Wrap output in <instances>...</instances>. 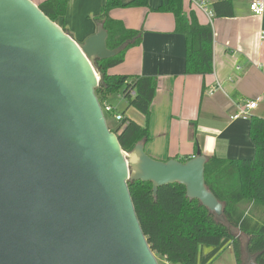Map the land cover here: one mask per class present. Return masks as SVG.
Here are the masks:
<instances>
[{
    "label": "water",
    "instance_id": "1",
    "mask_svg": "<svg viewBox=\"0 0 264 264\" xmlns=\"http://www.w3.org/2000/svg\"><path fill=\"white\" fill-rule=\"evenodd\" d=\"M103 23L77 42L33 0H0V264H159L128 182L181 183L216 216L201 151L161 160L123 149L94 61L117 55ZM247 264H261L251 258Z\"/></svg>",
    "mask_w": 264,
    "mask_h": 264
},
{
    "label": "crops",
    "instance_id": "2",
    "mask_svg": "<svg viewBox=\"0 0 264 264\" xmlns=\"http://www.w3.org/2000/svg\"><path fill=\"white\" fill-rule=\"evenodd\" d=\"M43 1L37 0L38 4ZM189 1L185 0L186 12L191 8ZM214 1L209 0L210 8ZM105 2L68 0L66 14L57 22L77 42H84L102 23L97 16ZM160 2L149 0V6L117 7L110 12L125 26L140 29L141 39L126 50L124 61L109 71L155 76L158 81L148 117L133 106H129V116L117 112L148 125L151 139L145 143V150L154 158L182 159L198 151L207 157L253 158L251 120H232L230 115L239 104L260 98L252 116L264 118V41L260 37L264 15L250 10L252 0H233L234 15L225 17L210 18L194 8L201 23L213 26L214 70L206 75L187 74L186 38L175 30L173 13L154 10ZM211 86L217 88L213 93L208 91Z\"/></svg>",
    "mask_w": 264,
    "mask_h": 264
},
{
    "label": "trees",
    "instance_id": "3",
    "mask_svg": "<svg viewBox=\"0 0 264 264\" xmlns=\"http://www.w3.org/2000/svg\"><path fill=\"white\" fill-rule=\"evenodd\" d=\"M189 3L191 8L188 12L185 10V0H161L154 10L173 13L175 30L186 38L185 73L210 74L214 70L213 26L210 22L201 23L191 1ZM39 6L57 22L66 14L68 0H44ZM126 6H149V0H106L97 16L109 33L108 47L114 49L123 45V49L115 56L94 61L101 74L96 94L103 103L102 100L109 95L122 92L129 106L148 117L157 93V78L109 71L124 61L129 47L140 43V29L129 28L121 20L110 16L112 9ZM211 8L214 17L234 15L233 0H215ZM250 120L249 135L255 146L254 157L229 159L213 155L208 157L205 165L206 184L223 202L222 216L227 223L220 221L198 199L189 198L185 185L181 183L159 187L158 195L154 197L152 182H128L143 232L154 253L166 262L210 264L227 246H232L237 264H247L243 257V235L246 237L248 254L264 264V118L252 116ZM112 130L118 134L127 152L132 151L138 142L146 143L151 139L148 125H142L129 117H125ZM243 204L249 205L250 211H261L260 219H254L243 208ZM233 228L238 229L239 234ZM205 246L210 249L206 250Z\"/></svg>",
    "mask_w": 264,
    "mask_h": 264
},
{
    "label": "rangeland",
    "instance_id": "4",
    "mask_svg": "<svg viewBox=\"0 0 264 264\" xmlns=\"http://www.w3.org/2000/svg\"><path fill=\"white\" fill-rule=\"evenodd\" d=\"M35 2H37V0H33ZM38 3V2H37ZM103 103H108L111 104L116 112L117 111H124L126 113V115L129 116V105L126 101V99L123 96L122 92L119 93H114L112 95L108 96V99L106 100H102ZM106 116V120H107V124L109 126V128L111 129H116V127L119 125L120 121L116 119L115 115L113 112H107L105 114ZM243 208L245 210H247L249 212V214L254 218V219H260L261 217V211L259 210H252L250 211V206L243 204ZM220 221H223L224 223H227L226 219L224 218V216H220ZM234 232H236L237 234H239L238 229L233 228ZM242 237V243H243V257H244V261L246 263H248V261L252 258V256L250 254H248V252L246 251L245 248V243H246V237L241 235ZM208 246H205V248H207ZM156 255V254H155ZM157 260L159 262V264H168L164 258L157 256ZM213 264H235V256L233 253V249L231 246H227L222 253L220 254V256L214 261Z\"/></svg>",
    "mask_w": 264,
    "mask_h": 264
},
{
    "label": "built area",
    "instance_id": "5",
    "mask_svg": "<svg viewBox=\"0 0 264 264\" xmlns=\"http://www.w3.org/2000/svg\"><path fill=\"white\" fill-rule=\"evenodd\" d=\"M190 1L192 5L194 6V8H199L200 10L206 12L210 16V18L214 17V12L209 7V0H190ZM250 10L256 15H264V0H252V2L250 3ZM260 37L264 41V30H262ZM216 89L217 88H215L214 86H211L208 91L210 93H213ZM132 94L134 95L135 92H132ZM259 99L260 98H256L254 100H247L245 101V103L239 104L237 108L231 113L230 118L232 120L251 119L253 109L257 107ZM101 105H102L104 114H106L107 112H113L117 120L119 121L124 120L125 117L123 116V114L116 112L115 108L111 104L101 102Z\"/></svg>",
    "mask_w": 264,
    "mask_h": 264
}]
</instances>
